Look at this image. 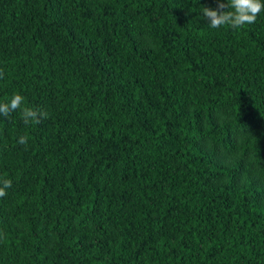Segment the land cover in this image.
<instances>
[{
    "label": "trees",
    "instance_id": "obj_1",
    "mask_svg": "<svg viewBox=\"0 0 264 264\" xmlns=\"http://www.w3.org/2000/svg\"><path fill=\"white\" fill-rule=\"evenodd\" d=\"M203 6L0 0V264H264V11Z\"/></svg>",
    "mask_w": 264,
    "mask_h": 264
},
{
    "label": "clouds",
    "instance_id": "obj_2",
    "mask_svg": "<svg viewBox=\"0 0 264 264\" xmlns=\"http://www.w3.org/2000/svg\"><path fill=\"white\" fill-rule=\"evenodd\" d=\"M215 7L203 6L200 10L201 18L208 21L213 28L229 26L234 29L242 28L246 24L255 23L258 15L264 11V0H215ZM0 71V79H3ZM19 111L25 125L39 124L41 120L48 118V112L43 109H34L24 106V97L15 93L10 99L0 102V116L8 117L11 113ZM19 144L27 146L28 137L21 135ZM12 187V181L0 178V198L7 196V189Z\"/></svg>",
    "mask_w": 264,
    "mask_h": 264
}]
</instances>
